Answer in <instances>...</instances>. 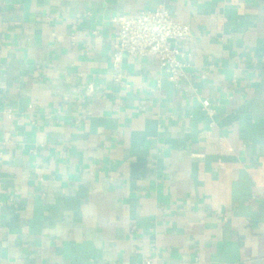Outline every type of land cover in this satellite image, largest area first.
<instances>
[{
    "label": "crops",
    "instance_id": "crops-1",
    "mask_svg": "<svg viewBox=\"0 0 264 264\" xmlns=\"http://www.w3.org/2000/svg\"><path fill=\"white\" fill-rule=\"evenodd\" d=\"M160 5L180 87L113 61ZM0 141V264H264V0H0Z\"/></svg>",
    "mask_w": 264,
    "mask_h": 264
},
{
    "label": "built area",
    "instance_id": "built-area-1",
    "mask_svg": "<svg viewBox=\"0 0 264 264\" xmlns=\"http://www.w3.org/2000/svg\"><path fill=\"white\" fill-rule=\"evenodd\" d=\"M118 24L119 29L113 41L115 65L121 61L125 52L133 57L153 56L175 87H180L185 82L189 83L192 73L186 71L188 66L186 52L181 47L182 42L192 39L189 24L177 21L164 5L154 10L140 11L135 17L122 15L118 17ZM207 74L208 72L205 71L202 77H206ZM95 91V85L89 82L84 94L90 97ZM202 106L207 116L214 117L215 108L209 99H203ZM4 113L8 117L13 115L12 109H6ZM1 167L0 159V169ZM143 264H154V261L152 258H147Z\"/></svg>",
    "mask_w": 264,
    "mask_h": 264
},
{
    "label": "water",
    "instance_id": "water-1",
    "mask_svg": "<svg viewBox=\"0 0 264 264\" xmlns=\"http://www.w3.org/2000/svg\"><path fill=\"white\" fill-rule=\"evenodd\" d=\"M133 170L137 172L135 176H139L143 175L146 169L144 163L138 162L133 165Z\"/></svg>",
    "mask_w": 264,
    "mask_h": 264
}]
</instances>
